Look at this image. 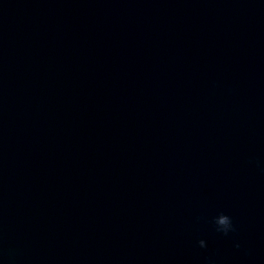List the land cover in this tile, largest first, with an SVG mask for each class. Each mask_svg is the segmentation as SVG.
<instances>
[{"label":"water","instance_id":"1","mask_svg":"<svg viewBox=\"0 0 264 264\" xmlns=\"http://www.w3.org/2000/svg\"><path fill=\"white\" fill-rule=\"evenodd\" d=\"M0 264H264V0H0Z\"/></svg>","mask_w":264,"mask_h":264},{"label":"clouds","instance_id":"2","mask_svg":"<svg viewBox=\"0 0 264 264\" xmlns=\"http://www.w3.org/2000/svg\"><path fill=\"white\" fill-rule=\"evenodd\" d=\"M211 224L216 233L225 237L237 231V226L234 223L233 217L226 212H219L213 216L211 219ZM197 244L202 249L207 247V241L205 239L198 240ZM235 246L237 248L240 247L238 243Z\"/></svg>","mask_w":264,"mask_h":264}]
</instances>
